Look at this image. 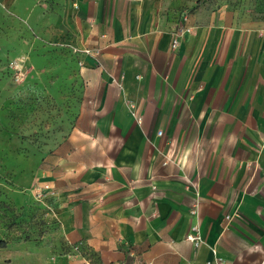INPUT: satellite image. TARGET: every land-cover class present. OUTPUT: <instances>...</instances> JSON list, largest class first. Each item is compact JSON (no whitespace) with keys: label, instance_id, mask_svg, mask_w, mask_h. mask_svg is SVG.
<instances>
[{"label":"crops","instance_id":"1","mask_svg":"<svg viewBox=\"0 0 264 264\" xmlns=\"http://www.w3.org/2000/svg\"><path fill=\"white\" fill-rule=\"evenodd\" d=\"M189 14L173 47L181 16L162 0H0V64L25 58L31 81L47 64L42 89L71 99L47 107L61 115L32 184L50 183L60 237L102 264L264 258V16Z\"/></svg>","mask_w":264,"mask_h":264},{"label":"rangeland","instance_id":"2","mask_svg":"<svg viewBox=\"0 0 264 264\" xmlns=\"http://www.w3.org/2000/svg\"><path fill=\"white\" fill-rule=\"evenodd\" d=\"M162 3L174 17L194 12L201 5L227 6L242 14L264 16V0H162ZM16 59L22 60V75L12 65ZM0 65V264H71L75 257L73 244L60 237L52 214L54 207L51 211L52 207L36 199L32 189L38 164L33 157L34 149L40 147L43 134L52 136L57 131L61 115L57 109L46 111L47 107L67 106L71 99L60 100L56 92L47 94L42 89L41 86L50 83L42 75L47 64H38L36 72L40 77L33 81L31 64L25 58L15 57ZM26 106H37L33 127L27 123Z\"/></svg>","mask_w":264,"mask_h":264},{"label":"built area","instance_id":"3","mask_svg":"<svg viewBox=\"0 0 264 264\" xmlns=\"http://www.w3.org/2000/svg\"><path fill=\"white\" fill-rule=\"evenodd\" d=\"M189 13L190 12H186V13L182 14L178 23H177V27L175 29V33H174V37H173V41H172L173 47L178 46L179 38L183 34L192 30V27L189 24V18H190ZM73 51L83 52V53L89 54L93 57H97L100 54L101 49L97 48V47H95V48H91V47L80 48V47L74 46ZM21 62H22V60H19V59H16L12 62V65L17 70L18 75L23 74V71H22L23 67L21 66ZM133 114L137 117L138 120L142 119V117L139 116L135 111H133ZM159 134H163V131L159 130ZM32 189H33L34 197L36 199L44 202L46 207H48V208L52 207V208H50L52 211L54 206L52 204V201L50 200V197L54 196L55 192L53 191V188L51 187L50 183H36L33 185ZM51 204H52V206H51ZM187 238L189 240H191L192 242H194V244L197 246H199L204 240L203 235H202L198 225L192 226V230L187 235ZM81 246H82V242H76L75 244H73V250L75 252L74 254L80 255L81 257L85 258L84 256L81 255V251H80ZM76 264H91V261L88 260L87 258H85L84 262L76 263ZM143 264H153V263L152 262H145ZM213 264H225V263L223 262V260L219 259ZM260 264H264V258L260 262Z\"/></svg>","mask_w":264,"mask_h":264},{"label":"trees","instance_id":"4","mask_svg":"<svg viewBox=\"0 0 264 264\" xmlns=\"http://www.w3.org/2000/svg\"><path fill=\"white\" fill-rule=\"evenodd\" d=\"M80 251L82 256L91 261V264H102L100 257L97 256L88 245L82 244Z\"/></svg>","mask_w":264,"mask_h":264}]
</instances>
